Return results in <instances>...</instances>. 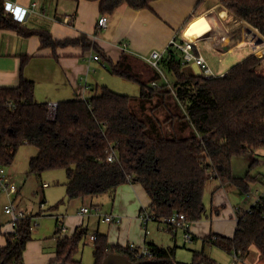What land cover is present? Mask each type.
Masks as SVG:
<instances>
[{"label": "trees", "instance_id": "16d2710c", "mask_svg": "<svg viewBox=\"0 0 264 264\" xmlns=\"http://www.w3.org/2000/svg\"><path fill=\"white\" fill-rule=\"evenodd\" d=\"M96 1L102 15H112L122 5L149 8L153 0ZM219 1L264 36V0ZM7 10V0H0V29L15 30L25 37L37 35L42 47L54 50L81 46L95 52L111 75L140 86L136 97L103 86L100 93L86 99L57 103L55 111L49 103L35 100L33 80L22 77L18 86L0 88V165H12L19 149L30 145L38 155L30 159L29 175L66 171V196L50 211L73 200L114 197L120 186L138 183L151 199L142 214L160 223L178 213L192 224L207 217L203 198L210 180L217 181L218 188L231 186L250 192L259 175L237 177L232 162L235 157L264 149V74L258 72L264 56L247 59L224 77L205 78L186 69L181 52L170 45L160 66L175 81L158 84L163 76L144 60L123 53L113 63L87 35L57 40L48 30L25 27ZM136 100L142 108H135L142 114L133 108ZM148 103L153 105L148 108ZM110 151H115L114 162H108ZM255 165L256 161L250 163V169ZM33 219L30 215L20 219L6 234L0 264H25V248L33 239ZM56 235L57 256L51 264H83L75 256L87 229L77 228L73 235L63 236L56 231ZM96 237L94 264H103L109 254L123 255L131 264H184L176 261V246L150 243L146 246L150 255H143L139 248L109 243L103 233ZM204 241L235 253L240 260L255 246L264 261V195L250 209L238 211L232 237L211 233ZM190 264L215 261L204 250L193 251Z\"/></svg>", "mask_w": 264, "mask_h": 264}, {"label": "crops", "instance_id": "0c3cea01", "mask_svg": "<svg viewBox=\"0 0 264 264\" xmlns=\"http://www.w3.org/2000/svg\"><path fill=\"white\" fill-rule=\"evenodd\" d=\"M12 2L17 3L18 10L15 16L22 18V24L25 27L48 30L57 40L87 35L113 63H117L123 53L131 54L144 61V58L153 51H158L163 57L173 40L182 41L183 32L186 37L195 39L197 44L205 41L209 48L220 51L231 44V30L244 21L222 5L219 0H153L149 8L142 10H136L127 5L120 6L112 15H107V27L99 29L98 20L102 14L100 2L96 0H7L8 8ZM245 46L250 48L246 55H242L241 51H246L243 50ZM197 53L202 56L200 48ZM254 53L260 57L264 51L257 52L251 45L237 47L231 53L221 56L213 68L217 72L226 73L231 66ZM95 56H98L95 52L85 51L81 46L58 47L56 50L42 47L40 37L37 35L25 37L15 30L0 29V88L16 87L24 77L35 82V100L39 103L57 104L72 99H86L100 93L103 86L116 83L114 79L108 77L115 76L108 72L101 60H95ZM228 62L231 64L228 65ZM194 65L192 63L185 68H191L195 73ZM164 75L169 82L168 77L172 74L164 73ZM174 81L175 78L169 83ZM158 84L161 83L158 81ZM34 153L36 155L37 152L34 151ZM248 155L247 163L256 161V164H263L264 149ZM255 155L261 156L262 160L255 159ZM234 168L233 165V171H235ZM258 181L264 185V175L258 176L256 182ZM218 185V183L215 185L212 194L214 203L210 216L207 215L206 219L189 225L190 233L194 238L192 242L203 238V250L206 244L214 246L204 241V238L211 233L232 237L237 229L238 211L250 209L263 195L262 192L258 193V190L252 192L250 197L244 193L246 195L244 203L248 204L247 206L234 207L230 204L228 208V193L235 188L231 186L218 188ZM228 188L232 189L228 191ZM240 194L243 193L240 192ZM99 197L73 200L61 206L57 210L59 214L55 216V228L40 231L37 234L33 232V239L25 248V264H51L56 259V242L59 238L56 235L58 216L63 218L68 229L65 235H73L77 228H83L87 229V235L84 238L87 239L89 236L91 242H93L90 239L92 235L103 233L107 235L109 243L115 245L126 246L133 243L139 249L150 243L158 245L149 238L151 232L148 229L149 233H147L140 218L141 211L151 203L150 197L141 184H124L117 189L114 197L107 195L109 208L105 213L101 211L100 213L112 215L114 220L111 222H106L104 216L93 212L89 215H79L82 207L99 206L94 203L95 198ZM86 202L89 204H85ZM229 220L231 221L226 222ZM222 222L234 223L231 232H223L224 234L217 232L216 228ZM93 223L97 225V228L88 234ZM155 223L158 224V222ZM149 224L150 222L147 228ZM12 231L10 221L4 222L0 217V248L6 244V234ZM173 233L174 236L177 235V232ZM230 254L234 257L236 255ZM75 259L80 260L77 255ZM238 261L243 264H264L255 246L250 248L245 260L235 259L236 264Z\"/></svg>", "mask_w": 264, "mask_h": 264}, {"label": "rangeland", "instance_id": "374dc122", "mask_svg": "<svg viewBox=\"0 0 264 264\" xmlns=\"http://www.w3.org/2000/svg\"><path fill=\"white\" fill-rule=\"evenodd\" d=\"M249 48L250 47L245 46L243 50L246 51H241L242 55H246L247 50ZM263 56L264 54H262V56L260 57ZM229 63L230 62H228L227 64L229 65ZM163 71L166 75H168L167 69L163 68ZM258 72L264 74V62L261 68L258 69ZM108 77L110 79H114V81L116 82L115 85H111V86L107 85L111 90L120 94L130 95L134 97L140 95L139 84L117 76L113 77L109 75ZM168 79L170 82L174 80V77L171 75L168 77ZM163 81L165 80L162 78L161 80H159V83H162ZM99 92H101V90ZM155 102L156 101H154V103ZM132 104H133V108L137 112H139L138 109H136L135 107L140 108L142 106L141 103L136 100ZM148 104H149L148 108L151 105H153V103H148ZM148 112L150 113V110H148ZM34 151L37 152L36 155ZM37 155H38V150L35 147L30 145L22 146L19 149L13 164L6 167L9 177L11 178V180H13L16 183V185L20 189V194L14 197L15 204L17 205V209L19 211L27 213L28 215L32 214L30 216H33L34 218L33 219L34 234H37L40 231H49L52 228L56 227L55 216L59 213L57 210L50 211L49 208L55 205L57 202H59L66 196L67 188L65 183L68 180L66 171L63 169L47 171L43 173L42 177H38L36 175H29L28 171H29L30 159ZM247 155L248 154L235 157V161L232 162V165L235 166L234 168L235 171L233 172L237 176H245L248 172L250 173L251 176L257 174H259V176L264 175L263 164L259 163L256 164L252 169L249 168L250 162L247 163L246 160ZM254 157L255 159L262 160L261 156L255 155ZM44 183L49 184V187L43 188ZM217 183H218L217 181L210 180L207 183L206 190L204 193L203 201L206 206V211H207L206 214L208 216H210L211 207L212 204L214 203V195L212 194L214 193L215 185H217ZM229 189L232 188H228V191ZM250 190H252L250 194H253L252 192H255V190H258V193L259 192L264 193V185L261 183V181H258L256 183H253V185H251ZM245 196L246 195H244V193L240 194V192H238L236 189L229 191L228 193L229 203H227V207L229 208L230 204L231 206L234 205V207H237L238 205L247 206L248 204L244 203ZM42 200H44V204H41ZM94 203L99 204V206L101 207V213H105V211H107V209L109 208L107 195L103 196L102 198L101 197L95 198ZM85 204H89V202H86ZM5 205H8V198L5 194H1L0 217L2 218V221L4 222L10 221L11 223V219L9 215H6L4 213ZM230 221L231 220L226 222H230ZM232 226H234V223L232 222L231 223L222 222L218 224L216 229L218 230L217 232L224 234L223 232H231ZM95 228H97V225L93 223L90 226V230L88 231V234H91L95 230ZM148 229L151 232V237L149 238L153 239L154 242L157 243L158 245L164 247H172V248L176 246L177 249L175 256L177 262L190 264L193 260V251L203 250V238L197 239V241L195 242L186 243L184 241L183 230H178L177 235L174 236L173 235L174 233L170 231L164 223L157 224L153 221L150 222ZM204 251L212 260L215 261V264H236L235 257L232 254L220 249L217 246H211L209 244H206ZM77 258L80 259L83 264H94L95 262L94 247H93V242L89 240V236H87V239L84 238L83 241L81 242L80 250L77 254ZM237 264H243V263L238 261Z\"/></svg>", "mask_w": 264, "mask_h": 264}, {"label": "built area", "instance_id": "2783aa9c", "mask_svg": "<svg viewBox=\"0 0 264 264\" xmlns=\"http://www.w3.org/2000/svg\"><path fill=\"white\" fill-rule=\"evenodd\" d=\"M34 6H36V4H34ZM17 10H18L17 3L12 2L9 5L7 12L9 14L16 15ZM20 20L22 21V18H20ZM107 22H108V16L102 15L98 20V28L99 29L106 28ZM171 45H173L175 48H177L181 52L183 64L190 65V64L194 63L196 66H198L200 68L201 76H203L205 78H219V77L225 76L224 72L223 73L216 72L214 70V68L207 63L205 58L197 53V51H199L198 44L196 43L195 39L186 37L185 32H183L182 41H178L177 39H175L172 41ZM94 59L100 60L98 56H95ZM144 59L147 63H149L151 66H153L163 76V79H165V81L167 83H169L168 80L166 79L165 75H164V72H163L161 66H160V61L162 59L161 53H159L158 51H153L148 57H145ZM152 85L156 86L157 84L155 82H153ZM49 108L51 111H55L57 108V104L56 103H50ZM114 161H115V151H110L108 153V162H114ZM262 163L264 165V158H263ZM48 186H49V184H47V183L43 184V188H46ZM19 191H20V189L18 188L16 183L14 181H12L11 178L9 177L7 170H6V167L0 165V195L5 194L8 198V205H5L4 212L11 217V223H12L13 227H16L17 222L20 219H24V218H27L29 216L27 213L19 211L17 209V205L15 204V198L14 197H16L19 194ZM263 195H264V193H263ZM247 196L250 197V193H248ZM259 199L260 198H258L256 200L254 205L258 202ZM100 211H101V209L99 206H94L92 208L82 207L79 211V215H81V216L89 215L90 213L93 212V213H96L97 215L104 216V220L106 222H111L114 220V217L112 215H102L100 213ZM140 218L142 220L143 226L145 227V230L147 231V233H149L147 225L149 222L152 221L151 216L148 214H142L141 213ZM160 223H164L168 227V229L171 230L172 232H177L178 230H183L184 241L186 243L192 242L193 236L189 230L190 224L187 223L185 215L175 213L169 217L162 219ZM57 231H59L60 235H65L68 231L66 225L64 224L63 218L59 217V216H58V222H57ZM96 238H97L96 235H92L90 237V239L92 241H95ZM128 246L130 247L131 250L138 248L133 243L128 244ZM140 250H141L140 254L150 255V252L146 247H144ZM235 259L238 260L237 255H235Z\"/></svg>", "mask_w": 264, "mask_h": 264}, {"label": "water", "instance_id": "95a60500", "mask_svg": "<svg viewBox=\"0 0 264 264\" xmlns=\"http://www.w3.org/2000/svg\"><path fill=\"white\" fill-rule=\"evenodd\" d=\"M231 44L223 50L220 51H214L211 48L207 46L205 41H200L198 43V46L200 48V52L202 56L205 58L207 63L213 67L215 62H217L221 56L231 53L233 49L244 46V45H259L262 44L264 40V36L261 34V32L247 23L245 20L241 22L239 26L231 30ZM257 56L256 53L249 55L245 59L241 60L240 62L234 64L229 68V70L225 73V75L232 70L237 65L241 64L242 62L246 61L247 59ZM193 69L195 71V74L197 76H201L200 68L196 65L193 66ZM217 72V71H216ZM103 264H131V262L123 255L120 254H109Z\"/></svg>", "mask_w": 264, "mask_h": 264}, {"label": "bare ground", "instance_id": "6f19581e", "mask_svg": "<svg viewBox=\"0 0 264 264\" xmlns=\"http://www.w3.org/2000/svg\"><path fill=\"white\" fill-rule=\"evenodd\" d=\"M263 43H264V40L262 42V44H259V45H251L253 48H256L257 52H260L261 50L264 51V47H263Z\"/></svg>", "mask_w": 264, "mask_h": 264}]
</instances>
